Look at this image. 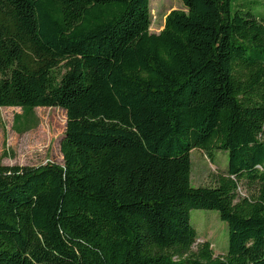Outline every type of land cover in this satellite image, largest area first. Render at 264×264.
<instances>
[{
  "label": "trees",
  "instance_id": "obj_1",
  "mask_svg": "<svg viewBox=\"0 0 264 264\" xmlns=\"http://www.w3.org/2000/svg\"><path fill=\"white\" fill-rule=\"evenodd\" d=\"M181 2L154 33L149 0H0V107L66 116L62 164L0 163V264H264V13ZM192 149L227 152L215 185Z\"/></svg>",
  "mask_w": 264,
  "mask_h": 264
},
{
  "label": "rangeland",
  "instance_id": "obj_2",
  "mask_svg": "<svg viewBox=\"0 0 264 264\" xmlns=\"http://www.w3.org/2000/svg\"><path fill=\"white\" fill-rule=\"evenodd\" d=\"M232 5L252 7L255 13H264V0H231ZM151 13L150 31L157 33L164 25V18L173 9L182 8L181 0H149ZM19 107H0V163L7 165L39 166L47 162L62 164L60 140L66 123L65 111L59 107H36L35 124L22 131L20 122H15ZM191 185L213 186L219 174H225L228 155L224 150L211 151L210 157L199 149H192ZM251 190L240 185V195ZM190 221L197 231L198 239L193 247L203 241L210 242L215 254L227 251V224L218 212L210 209H195L190 212Z\"/></svg>",
  "mask_w": 264,
  "mask_h": 264
}]
</instances>
